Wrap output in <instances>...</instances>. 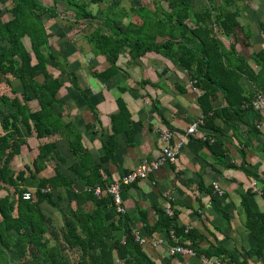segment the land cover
Instances as JSON below:
<instances>
[{"label": "trees", "instance_id": "16d2710c", "mask_svg": "<svg viewBox=\"0 0 264 264\" xmlns=\"http://www.w3.org/2000/svg\"><path fill=\"white\" fill-rule=\"evenodd\" d=\"M52 1L48 5L44 0H0V264H160L136 240L128 215L117 212L115 201L107 192L108 177L102 172L103 162L115 160L119 134L126 132L129 142L133 141L131 113L119 99V111L111 115V132L101 138L103 156L99 163L95 162L83 144L82 133L66 118L67 107L55 111L60 106V95L68 86L75 85L88 108L98 116L79 86L76 72L68 70L71 64L68 56L53 50L50 21L61 16L66 21L88 22L92 26V20L100 21L89 30L87 38L91 46L111 57L109 72H97L105 78L118 70L115 63L125 46H129L134 58L151 50L178 52L177 62L197 79L202 126L222 131L210 117L214 111L233 129L234 135L241 132L240 124L247 125L252 142L259 131L248 112L254 95L264 94V47L250 57L254 66L238 52L236 42L227 48L222 38L235 35L237 27L247 39L251 38L252 34L244 31L238 9L228 8L250 0H221L217 8L206 7L200 11L194 10L197 0H151L134 11L143 21L142 34L138 37H131L130 29L124 32L118 26L127 17L119 8L122 0H116L117 7L110 11H101L100 17L92 6L107 0ZM159 36L166 39L157 43ZM25 38L29 40L27 45ZM246 45L251 43L246 41ZM243 76L253 83L254 93L242 86ZM220 94L226 106L216 108ZM161 117L167 124L163 127L171 129ZM23 126L39 140L35 151ZM66 146L69 155L63 152ZM258 147L264 154V141ZM30 152H36L30 163L15 166L17 157ZM70 158H74L72 164H69ZM60 165L68 169L69 175ZM227 166L239 167L234 163ZM242 167L249 177L264 184L259 173ZM79 180L86 185V190H76ZM28 184L34 185L35 190L30 199H25L23 193L28 190ZM96 186L102 188L101 193L95 192ZM74 187V196L69 200L72 220L59 229H50L51 219L43 211L42 203L60 208L63 196L59 189ZM252 193L251 188L246 189L242 204L246 226L257 243L243 259L222 245L201 247L199 233L173 223L176 212L171 217L163 209L153 229L165 232L172 244L173 230L180 244L194 248L209 259H219L221 264H250V259L264 255V212L251 208ZM89 201L93 203L91 209L84 207ZM73 252L79 254L75 259Z\"/></svg>", "mask_w": 264, "mask_h": 264}, {"label": "crops", "instance_id": "0c3cea01", "mask_svg": "<svg viewBox=\"0 0 264 264\" xmlns=\"http://www.w3.org/2000/svg\"><path fill=\"white\" fill-rule=\"evenodd\" d=\"M147 1L149 0H122L119 4L127 17L119 21L118 26L124 32L130 29L131 37L142 34L143 21L134 11L143 3L149 4ZM44 2L52 4L46 0ZM220 2L221 0H214V4H206L205 7H199L195 3L194 10L217 8ZM105 3L107 4L99 5L96 11L93 10L96 16L101 15V11L117 7L115 2L107 0ZM149 7L153 8L154 5ZM228 8L238 9L244 31L250 32L252 36L247 39L242 29L237 27L235 35L222 36L223 41L227 48L236 42L238 52L254 65V60L250 57L264 47V0L238 2ZM92 23L93 26L88 22L78 24L66 21L61 16L60 19L50 21L49 29L55 38L53 50L68 56L71 61L68 70L76 72L79 86L88 95L98 116L88 108L86 99L75 85L68 86L60 95V106L55 111H62L64 106L67 107L66 113L69 116L66 118L82 133L84 146L95 158V162L99 163L103 156L101 138L104 139L111 132V115L119 111V99L126 103L131 113L133 141L129 142L127 133L121 132L115 160L102 163V172L110 183L142 162L152 161L160 156L163 144L160 130L163 124L167 125L161 115L170 125L175 141L186 133L191 123L203 115L198 101L199 93L190 86L189 71L177 62L178 52L174 54L167 49L151 50L134 58L129 46H125L120 50L115 63L118 70L109 78L97 74L109 72L111 57L88 43L87 34L100 21L92 20ZM68 24L76 26L70 28ZM74 30L77 34H74ZM164 39V36H159L155 41L159 43ZM246 41L251 45H246ZM240 82L246 91H256L247 77H241ZM215 105L216 108L226 106L222 94ZM248 114L257 123L259 131V136L252 142L248 137L252 133L248 132L247 125L240 124L241 132L234 135L233 129L213 111L210 117L221 127V132L201 126L197 135L186 137L175 163L165 162L146 178L123 186L122 198L127 208L125 214L130 219L131 227L146 239L144 248L160 264H205L197 254L170 255L168 249L171 242L165 232L154 231L153 226L169 202L176 212L173 223L199 233L203 248L222 245L243 259L256 245L255 236L246 226L242 204V194L246 189H252L255 179L249 177L242 166L264 178V154L258 147L264 141V109L262 112L249 110ZM28 136H31L28 141L35 151L39 140L32 135ZM63 152L69 155L67 146L63 148ZM73 161L74 158H70L69 164ZM233 163L239 167L227 166ZM60 167L69 175L64 165ZM213 182H217L224 190L223 194L214 191ZM27 187L28 190H35L32 184ZM256 187L259 191L250 194L249 202L253 210L264 212V184L257 181ZM59 190L63 196L60 208L47 202L41 205L51 219L50 229H59L72 220L69 200L74 196L75 187ZM76 190H86V185L79 180ZM84 207L91 209L93 203L89 201ZM156 239L162 241L154 245L153 241ZM249 263L264 264V255L259 259H250Z\"/></svg>", "mask_w": 264, "mask_h": 264}, {"label": "built area", "instance_id": "2783aa9c", "mask_svg": "<svg viewBox=\"0 0 264 264\" xmlns=\"http://www.w3.org/2000/svg\"><path fill=\"white\" fill-rule=\"evenodd\" d=\"M190 74V73H189ZM190 86L193 90L197 91L200 94V90L197 87V79L192 77L190 74ZM264 109V94L257 92L254 95V98L251 101V110L256 112H262ZM203 118L202 116L197 118L190 126L187 128L186 133L180 136L178 141H175L173 131L166 127H161L160 130V138L163 141L162 144V151L160 156L152 161H144L130 172L122 175L118 179L113 180L109 183L107 187V192L112 195L117 212L120 214H125L127 208L124 205L123 198H122V188L125 185L133 184L140 179L146 178L151 172L157 171L161 165L165 162L175 163L177 160V156L180 152L181 147L183 146V142L185 141L187 136H194L197 135L198 131L200 130L201 126L203 125ZM257 181L255 180L252 185V191L256 192L259 191V188L256 187ZM214 191L218 194H223L224 190L218 185L217 182H213ZM96 193H101L102 188L100 186H96L95 188ZM33 191L31 189L25 191L23 193V197L25 199H30L33 195ZM166 214L171 217L175 216L174 208L172 204L169 202L168 205L165 207ZM136 236V240L140 243H144L146 239L140 234L138 230H133ZM171 237L172 243L169 246V254L170 255H178V254H186V255H199L200 259L205 264H221L219 259H209L206 255L202 253H198L194 248L190 246H184L179 243L180 238L175 235L174 231L171 230ZM161 239H156L153 241V244L156 245L160 243Z\"/></svg>", "mask_w": 264, "mask_h": 264}, {"label": "rangeland", "instance_id": "374dc122", "mask_svg": "<svg viewBox=\"0 0 264 264\" xmlns=\"http://www.w3.org/2000/svg\"><path fill=\"white\" fill-rule=\"evenodd\" d=\"M46 1H49L50 3H53V1L52 0H46ZM110 3H113V2H115V0L112 2V0H108ZM205 3H204V2ZM148 3H151V0H149V1H147ZM195 3L196 4H198V6L199 7H205V5L206 4H214V0H197V1H195ZM194 3V4H195ZM104 4H107V3H104ZM101 5H103V3L102 4H100V6ZM98 6L99 5H93L92 6V9L94 10V11H96V9L98 8ZM69 26H70V28L71 27H74V26H76V24H74V25H72V24H68ZM77 28H79V26H77ZM77 34V31L76 30H74V34ZM75 38H76V36H75ZM55 38L53 37V35H51V44H52V46H53V44H55V40H54ZM24 41H25V44L27 45V44H29V40L27 39V38H25L24 39ZM51 61V60H50ZM52 62V61H51ZM35 103V102H34ZM33 104V103H32ZM33 105H35V104H33ZM57 107V106H56ZM0 116H1V113H0ZM23 129L25 130V132H26V135H31V134H29L27 131H26V129H25V127L23 126ZM28 137H31V136H28ZM35 142H36V140H34ZM36 152H33V153H29L28 155H24L23 153L19 156V157H17L18 159H17V161H15V166H17V167H23L24 166V164H27V163H30V161H31V157H32V154H35ZM71 191V190H70ZM69 191V194H71V192ZM73 256H74V259H75V257H78L79 256V254L77 253V252H73ZM70 257H71V261H72V263L74 262V259H73V257H72V255H71V253H70Z\"/></svg>", "mask_w": 264, "mask_h": 264}]
</instances>
